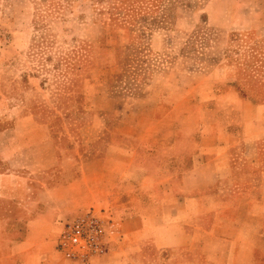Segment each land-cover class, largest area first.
<instances>
[{"label": "crops", "instance_id": "0c3cea01", "mask_svg": "<svg viewBox=\"0 0 264 264\" xmlns=\"http://www.w3.org/2000/svg\"><path fill=\"white\" fill-rule=\"evenodd\" d=\"M171 103L160 93L139 100L150 108L145 123L96 118L87 129L100 133L69 154L34 118L0 132L8 263L59 264L60 224L91 210L115 228L107 251L87 264H264L263 121L262 131L247 121L236 131L218 107L205 119L195 105L180 120Z\"/></svg>", "mask_w": 264, "mask_h": 264}, {"label": "rangeland", "instance_id": "374dc122", "mask_svg": "<svg viewBox=\"0 0 264 264\" xmlns=\"http://www.w3.org/2000/svg\"><path fill=\"white\" fill-rule=\"evenodd\" d=\"M159 93L180 120L195 105L210 119L215 106L236 131L242 121L262 131L264 0H0V132L34 118L69 154L100 133L87 129L96 118L145 123L139 100Z\"/></svg>", "mask_w": 264, "mask_h": 264}, {"label": "built area", "instance_id": "2783aa9c", "mask_svg": "<svg viewBox=\"0 0 264 264\" xmlns=\"http://www.w3.org/2000/svg\"><path fill=\"white\" fill-rule=\"evenodd\" d=\"M115 223L93 211H82L60 224L56 247L70 261L83 262L107 251L108 232Z\"/></svg>", "mask_w": 264, "mask_h": 264}]
</instances>
